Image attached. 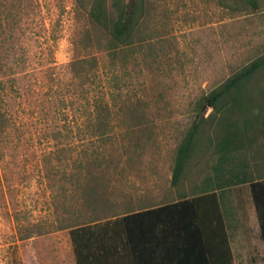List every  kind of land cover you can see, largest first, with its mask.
I'll return each mask as SVG.
<instances>
[{"label":"rangeland","instance_id":"rangeland-1","mask_svg":"<svg viewBox=\"0 0 264 264\" xmlns=\"http://www.w3.org/2000/svg\"><path fill=\"white\" fill-rule=\"evenodd\" d=\"M256 1L257 10L238 0H148L141 44L113 67L106 33L76 0H0V62L17 73L0 75V264H76L71 228L196 193L212 153L199 151L175 187L177 150L194 103L264 55ZM87 55L101 67L89 88L70 68ZM88 89L116 114L105 143L86 132ZM236 195L245 205L247 191Z\"/></svg>","mask_w":264,"mask_h":264},{"label":"trees","instance_id":"trees-1","mask_svg":"<svg viewBox=\"0 0 264 264\" xmlns=\"http://www.w3.org/2000/svg\"><path fill=\"white\" fill-rule=\"evenodd\" d=\"M76 1L106 33L104 49L111 57V66L119 59L124 66L130 63L135 47L141 44L148 0ZM238 1L245 9H258L256 0ZM12 38L13 42L20 39ZM70 68L72 77L83 78L88 88L95 86L101 70L93 55L73 61ZM16 74L0 62V75ZM2 84L0 81V94ZM90 94L88 89L86 132L89 140L105 143L111 140L116 114L103 96ZM209 110L212 112L206 117ZM193 114L195 119L177 150L172 185H179L193 158L206 149L204 152L212 153L210 173L196 187V193L71 228L76 264H234L228 233L233 204L229 191L244 185L250 188L264 245V55L201 96L194 103ZM7 124L0 107V142ZM100 154L103 152L98 157ZM98 157L90 164H98Z\"/></svg>","mask_w":264,"mask_h":264},{"label":"crops","instance_id":"crops-1","mask_svg":"<svg viewBox=\"0 0 264 264\" xmlns=\"http://www.w3.org/2000/svg\"><path fill=\"white\" fill-rule=\"evenodd\" d=\"M241 188L247 191L245 205L236 195ZM230 196L233 204L230 209L228 233L231 238L234 264H264V245L249 186L234 188Z\"/></svg>","mask_w":264,"mask_h":264}]
</instances>
